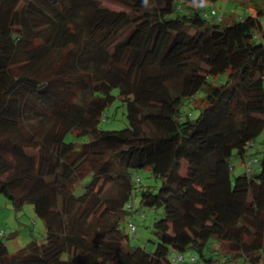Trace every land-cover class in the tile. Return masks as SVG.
Instances as JSON below:
<instances>
[{
    "label": "trees",
    "instance_id": "trees-1",
    "mask_svg": "<svg viewBox=\"0 0 264 264\" xmlns=\"http://www.w3.org/2000/svg\"><path fill=\"white\" fill-rule=\"evenodd\" d=\"M114 1L0 0V195L45 228L0 264H264V0ZM116 98L127 125L100 129ZM140 169L150 251L121 239Z\"/></svg>",
    "mask_w": 264,
    "mask_h": 264
},
{
    "label": "rangeland",
    "instance_id": "rangeland-1",
    "mask_svg": "<svg viewBox=\"0 0 264 264\" xmlns=\"http://www.w3.org/2000/svg\"><path fill=\"white\" fill-rule=\"evenodd\" d=\"M103 6L113 10H123L124 6L118 1L114 0H101ZM232 0H220V2L214 5L217 16H220L223 11L222 8L232 7ZM221 4V8L219 7ZM233 5V4H232ZM229 8V9H230ZM227 9L226 12L229 10ZM234 12L235 14L238 13ZM224 77H220L217 81L222 80ZM217 84V82H214ZM117 93L116 90L113 92ZM204 96V90H200L196 97L197 99L191 100L189 103L186 101L181 105V111H190L189 119H194L198 115V109L196 105L200 104L199 99ZM127 125V119L125 116V106L116 98L113 103L105 110L102 119L99 123V128L103 130H117L124 128ZM65 141H77L82 142L83 140H74L71 134H67ZM264 148V130L255 139L252 147L249 148V153L255 154L256 152ZM235 171L238 173L243 169L244 164H239L238 161H234ZM138 177L139 182L134 181ZM131 179L134 181V188L132 190V196L129 200V204L132 206L129 209L130 213L125 217L123 222L124 234L128 237H122L127 245H135L146 248L148 251L152 249L151 240L154 239V223L159 218L163 217V209H153L143 207L139 203L140 193L139 186H149L153 191H156L160 186V181L156 180L151 176L148 169H140L132 171ZM132 223L136 231L132 233L128 226V223ZM3 230L1 239L4 241L7 247V255H11L17 249L23 247L27 242L35 240L37 242L43 241L45 228L41 219H39L32 208V205L25 204L20 210H15L11 202L4 196L0 195V230ZM167 231H170V227H166ZM128 242V243H127ZM174 252L170 253V257L173 256ZM183 255L188 258L189 255H196L193 251H186Z\"/></svg>",
    "mask_w": 264,
    "mask_h": 264
},
{
    "label": "built area",
    "instance_id": "built-area-1",
    "mask_svg": "<svg viewBox=\"0 0 264 264\" xmlns=\"http://www.w3.org/2000/svg\"><path fill=\"white\" fill-rule=\"evenodd\" d=\"M202 15L205 17V18H218L217 16V13L214 9H210L209 11H204L202 13ZM257 164V159L256 158H250L247 160L246 164H245V171L247 173H250L252 171V169L256 166ZM128 207H131L130 204H128ZM128 226L130 228V231L132 233H134L136 231V228L135 226L132 224V223H128ZM3 233V230L1 229L0 230V235ZM169 264H202L200 262V260L198 259L197 256L195 255H189L188 258H186L183 253H180V252H174L173 253V256L170 257V261H169ZM228 264H242V263H237V262H234V263H228Z\"/></svg>",
    "mask_w": 264,
    "mask_h": 264
},
{
    "label": "crops",
    "instance_id": "crops-1",
    "mask_svg": "<svg viewBox=\"0 0 264 264\" xmlns=\"http://www.w3.org/2000/svg\"><path fill=\"white\" fill-rule=\"evenodd\" d=\"M218 2H220V1H218ZM218 2H216V3H218ZM216 3H214L212 6L214 7V5L216 4ZM211 6V5H210ZM209 6V7H210ZM220 8H221V4H220V6H219ZM230 7H226V6H224L223 8H222V11L223 12H225L227 9H229Z\"/></svg>",
    "mask_w": 264,
    "mask_h": 264
}]
</instances>
